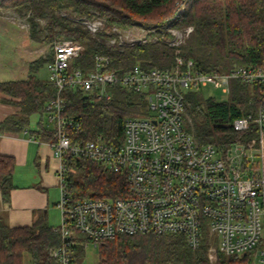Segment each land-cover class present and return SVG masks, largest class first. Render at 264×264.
<instances>
[{"label": "trees", "instance_id": "16d2710c", "mask_svg": "<svg viewBox=\"0 0 264 264\" xmlns=\"http://www.w3.org/2000/svg\"><path fill=\"white\" fill-rule=\"evenodd\" d=\"M1 9L26 17L29 36L37 42L49 44L64 37L82 43L85 50L74 60L72 68H81L84 73L94 68L97 55L109 56L110 68L118 73L135 64L161 69H174L176 65V47L161 37L133 45L109 43L115 37L110 31L113 26L125 28L137 21L145 25L162 23L179 10L176 0H0ZM84 17L104 20L105 28L92 33L80 20ZM171 22L193 27L183 45V54L204 70L228 71L235 65H264V0H191ZM52 51L47 57L40 56L29 63L26 78L0 81V100L20 107V113L0 121V138L5 132L29 128L30 115L45 113L57 87L50 80L39 78L38 71L46 60L53 61ZM109 89L113 96L107 100L81 89L64 88V114L80 123L69 132L73 141L103 138L108 144L120 146L126 117L149 114L143 93L120 84L110 85ZM254 90L252 85L238 80L232 81V91L226 100L206 97L201 87L189 90L185 96L187 130L200 143L215 144L223 155L234 143H248L259 136L257 124L253 122L248 129L237 131L232 123L237 117L256 112ZM34 132L41 140H56V130L46 128L42 118ZM64 161L66 188L74 199L127 195L124 172H115L70 152L64 155ZM14 168V158L0 152V190L5 201L11 198ZM59 242L60 235L46 216L27 226L13 227L0 221V264H53L52 250ZM214 244L217 239L206 226L196 248L181 233L121 234L97 243L101 264H253L255 260L254 251L242 255L217 252L212 260L209 249ZM83 249L84 244L74 246L75 264Z\"/></svg>", "mask_w": 264, "mask_h": 264}, {"label": "built area", "instance_id": "2783aa9c", "mask_svg": "<svg viewBox=\"0 0 264 264\" xmlns=\"http://www.w3.org/2000/svg\"><path fill=\"white\" fill-rule=\"evenodd\" d=\"M176 1L179 10L174 18L191 0ZM81 21L92 33L105 24L102 19ZM136 41L129 44L147 43L144 37ZM52 46L49 80L57 92L47 102L46 112L56 130L52 145L60 159L57 176L61 189V224L54 227L60 242L52 250L53 264H75L73 248L77 243L97 245L121 234L181 233L196 248L205 226L217 239L209 249L212 260L217 252L242 255L254 251L253 264H264V65L207 71L176 48L174 69L135 64L118 73L110 68L109 56L97 55L94 68L84 73L72 68L85 50L82 43L59 37ZM234 80L256 88L252 94L256 95L257 110L235 118L232 126L243 131L254 122L259 136L248 143L232 144L223 155L215 144L200 143L187 130L185 96L191 89L208 85L221 88L228 96ZM114 84L143 93L149 114L126 117L120 146L103 138L73 141L69 132L80 123L64 114V88L109 100L113 96L109 86ZM67 152L124 172L127 195L74 199L66 188Z\"/></svg>", "mask_w": 264, "mask_h": 264}, {"label": "crops", "instance_id": "0c3cea01", "mask_svg": "<svg viewBox=\"0 0 264 264\" xmlns=\"http://www.w3.org/2000/svg\"><path fill=\"white\" fill-rule=\"evenodd\" d=\"M23 34L28 36V45L37 43L30 38L29 32L2 25L0 21V81L24 79L28 75L29 66L22 74L18 61L7 59L8 47L12 52L15 47H20ZM18 113V105L0 100V121ZM34 114L30 115L29 128L20 132H5L0 138V152L15 160L10 201L3 199L0 190V221L13 227L31 225L42 216H46L53 226L51 211L59 209L61 189L57 173L60 159L54 155L52 141L41 140L34 134L41 118L46 128L53 130L55 125L49 121L46 111L32 123Z\"/></svg>", "mask_w": 264, "mask_h": 264}, {"label": "rangeland", "instance_id": "374dc122", "mask_svg": "<svg viewBox=\"0 0 264 264\" xmlns=\"http://www.w3.org/2000/svg\"><path fill=\"white\" fill-rule=\"evenodd\" d=\"M0 21L2 25L8 27H16L21 29L23 32H28V26L22 28L21 26L24 24H28V20L26 17H21L18 13L14 12L13 10H0ZM83 19V18H81ZM80 19V20H81ZM84 19H89L84 17ZM172 19H174L173 15H168L166 19L162 23H155L151 25H145L141 23V21H137L131 26L125 28L114 29L113 26L110 31L115 34L116 41L119 43L129 44L130 42H137L136 40L141 38H146L147 42H152L157 40L159 37L166 39L172 46L179 48L181 53H184L183 45H185L187 39L189 38L190 34L193 31L192 26H177L172 25ZM96 20V19H91ZM98 20V19H97ZM105 28V24L102 28L99 29L103 30ZM28 34V33H27ZM113 37V38H115ZM112 38V39H113ZM20 47H15V51H10L8 47V56L7 59L10 60H17L18 64L21 66V73L25 74V70L28 69L29 62L32 60L37 59L38 57L48 56L50 52H53L52 43H42L37 42L32 45H28L29 39L26 34L22 35ZM112 41H109L110 44H115ZM13 45V44H12ZM19 48H21L19 50ZM19 58V59H18ZM52 60H46L41 68L38 71L39 78L43 80H48L50 74L49 65ZM21 75V74H20ZM203 93L206 97H213L217 100H226L227 94L223 92V90L219 87H215L214 85H208L203 88ZM40 114H34L32 116V123L39 117ZM59 194V193H58ZM60 195V194H59ZM59 198V197H58ZM61 199V197H60ZM60 209V208H59ZM56 209L51 211V222L53 227H57L61 224V210ZM83 244V243H77ZM84 253L83 255L79 256L78 264H101L100 258V247L91 241H87L84 245Z\"/></svg>", "mask_w": 264, "mask_h": 264}]
</instances>
